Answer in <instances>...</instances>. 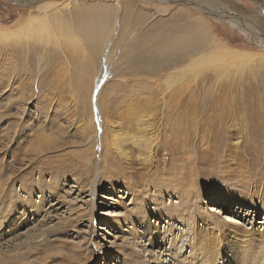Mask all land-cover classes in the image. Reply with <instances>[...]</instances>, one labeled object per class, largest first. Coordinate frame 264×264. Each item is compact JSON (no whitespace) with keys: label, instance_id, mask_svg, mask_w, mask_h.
<instances>
[{"label":"rangeland","instance_id":"374dc122","mask_svg":"<svg viewBox=\"0 0 264 264\" xmlns=\"http://www.w3.org/2000/svg\"><path fill=\"white\" fill-rule=\"evenodd\" d=\"M34 1L0 0V259L264 264V0Z\"/></svg>","mask_w":264,"mask_h":264},{"label":"bare ground","instance_id":"6f19581e","mask_svg":"<svg viewBox=\"0 0 264 264\" xmlns=\"http://www.w3.org/2000/svg\"><path fill=\"white\" fill-rule=\"evenodd\" d=\"M50 4V3H49ZM45 5H47V4H43V5H41V6H39L40 8H39V10L41 11V12H45L46 11V9H47V6H45ZM230 58H236V57H238V55L236 54V52H233V53H231L230 55ZM39 140V139H38ZM35 141V140H34ZM28 205L30 204V203H28V202H26ZM159 209V208H158ZM213 211V210H212ZM168 216H169V220L170 221H176V220H182L183 218H184V216H185V213H187V212H180V210L178 209H176V210H174L173 212H169L168 211ZM156 214H159L158 213V211H156ZM191 218H194V217H192L191 216ZM207 221V220H206ZM224 225V224H223ZM149 227V226H148ZM149 232H151V230H148ZM1 231H0V237H1ZM151 234H152V232H151ZM150 234V235H151ZM157 237H159L158 236V234H155ZM156 236H154V238L153 239H155V241L157 240V237ZM208 237H210V238H207L206 236H203V235H199V234H195V235H193V239H192V242H190V243H188L187 245L189 246H191V247H193V246H195V248H200V249H202L203 247H206L207 248V246H209L210 244H213L214 243V245L216 246V247H218L216 250H218V251H214L213 252V250L212 251H209L207 254H204V253H206L207 251L205 250V252L203 253V256H202V258L206 261L205 262V264H225L224 262H225V259L222 257V255H223V253H224V247H223V245H221V244H218L219 243V241H221L222 240V238H223V236H221V238H217V236H215V235H211V236H208ZM175 239V238H174ZM177 243V239H175V240H172V242L170 243L173 247H175L174 245ZM171 246V247H172ZM189 246V247H190ZM31 248V247H30ZM211 249V248H210ZM214 249V248H213ZM203 250V249H202ZM194 254V253H193ZM19 260V258H16V257H13V258H8V259H0V264H11V263H13V264H21L20 263V261H18ZM16 261H18V262H16ZM197 262V261H196ZM185 263V262H184ZM23 264V263H22ZM188 264H193V263H191V262H189ZM196 264V263H195ZM202 264V263H201Z\"/></svg>","mask_w":264,"mask_h":264},{"label":"water","instance_id":"95a60500","mask_svg":"<svg viewBox=\"0 0 264 264\" xmlns=\"http://www.w3.org/2000/svg\"><path fill=\"white\" fill-rule=\"evenodd\" d=\"M44 0H36V1H34V2H30V4H27V5H32V4H36V3H41V2H43Z\"/></svg>","mask_w":264,"mask_h":264}]
</instances>
